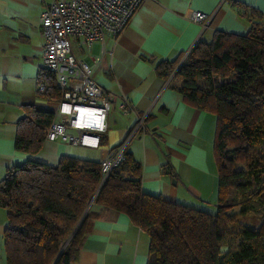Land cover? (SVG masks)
Here are the masks:
<instances>
[{"label": "trees", "instance_id": "16d2710c", "mask_svg": "<svg viewBox=\"0 0 264 264\" xmlns=\"http://www.w3.org/2000/svg\"><path fill=\"white\" fill-rule=\"evenodd\" d=\"M183 57L159 62L157 71L164 78L174 74L171 81L188 102L217 116L214 210L144 192L142 164L127 147L105 180L103 160L29 159L8 167L0 180L8 264H71L99 217L96 206L127 213L149 234L148 264H264V23L254 22L247 34L217 30ZM39 81L45 97L62 98L52 71H40ZM55 115L25 106L16 148L39 152ZM249 214L261 218L258 229L239 222Z\"/></svg>", "mask_w": 264, "mask_h": 264}, {"label": "crops", "instance_id": "0c3cea01", "mask_svg": "<svg viewBox=\"0 0 264 264\" xmlns=\"http://www.w3.org/2000/svg\"><path fill=\"white\" fill-rule=\"evenodd\" d=\"M45 6L44 0H0V180L8 167L29 159L57 164L67 154L105 160L144 118L127 146L142 164L144 192L215 208L217 116L188 102L157 65L189 53L199 40L211 41L217 30L247 34L254 22L264 23V0H143L120 34L91 46L75 40V54L93 65L96 80L115 96L106 141L101 137L94 148L46 139L39 152L29 153L15 145L25 106L56 111L57 104L38 90L40 71L47 69L40 21ZM196 11L211 16L205 30L192 19ZM125 97L132 102L127 113L120 107ZM95 208L99 217L71 264H148L149 234L125 212ZM7 224L0 205V264H8Z\"/></svg>", "mask_w": 264, "mask_h": 264}, {"label": "built area", "instance_id": "2783aa9c", "mask_svg": "<svg viewBox=\"0 0 264 264\" xmlns=\"http://www.w3.org/2000/svg\"><path fill=\"white\" fill-rule=\"evenodd\" d=\"M45 9L40 21L44 36V61L57 78L62 98L56 103V115L51 123L47 140H61L74 145L99 147L101 137L108 130V115L115 96L96 80L93 65L79 58L75 40L91 46L104 41L106 34L118 35L130 22L143 0H44ZM192 19L203 23L206 29L211 16L196 11ZM192 50V49H191ZM186 53L181 62L187 57ZM180 62V63H181ZM174 74L170 75L171 81ZM38 90L46 86L39 82ZM120 107L124 113L132 102L123 98ZM144 128V118L131 129L122 146L102 162L103 179L124 159V150L133 137Z\"/></svg>", "mask_w": 264, "mask_h": 264}, {"label": "rangeland", "instance_id": "374dc122", "mask_svg": "<svg viewBox=\"0 0 264 264\" xmlns=\"http://www.w3.org/2000/svg\"><path fill=\"white\" fill-rule=\"evenodd\" d=\"M240 167H243V165H240ZM197 205H200V204H197ZM212 206L213 205L209 206L210 210H214V207H212ZM239 222L245 226L252 228V229H258L261 225V218L255 214H249V215H246V216L244 215V216L240 217Z\"/></svg>", "mask_w": 264, "mask_h": 264}, {"label": "water", "instance_id": "95a60500", "mask_svg": "<svg viewBox=\"0 0 264 264\" xmlns=\"http://www.w3.org/2000/svg\"><path fill=\"white\" fill-rule=\"evenodd\" d=\"M178 68V67H177ZM92 203V202H91Z\"/></svg>", "mask_w": 264, "mask_h": 264}]
</instances>
